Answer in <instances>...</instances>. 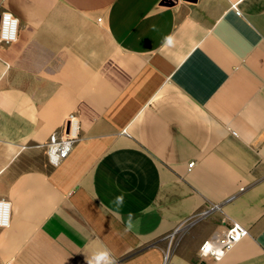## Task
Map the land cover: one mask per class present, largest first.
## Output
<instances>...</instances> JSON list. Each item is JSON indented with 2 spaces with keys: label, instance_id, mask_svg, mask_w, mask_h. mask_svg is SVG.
I'll return each mask as SVG.
<instances>
[{
  "label": "crops",
  "instance_id": "0c3cea01",
  "mask_svg": "<svg viewBox=\"0 0 264 264\" xmlns=\"http://www.w3.org/2000/svg\"><path fill=\"white\" fill-rule=\"evenodd\" d=\"M166 1L0 0V264H264V0ZM231 221L250 234L202 255Z\"/></svg>",
  "mask_w": 264,
  "mask_h": 264
},
{
  "label": "built area",
  "instance_id": "2783aa9c",
  "mask_svg": "<svg viewBox=\"0 0 264 264\" xmlns=\"http://www.w3.org/2000/svg\"><path fill=\"white\" fill-rule=\"evenodd\" d=\"M238 13H240L236 4L233 5ZM19 18L9 11L0 13V43H12L17 41L19 35ZM81 119L78 111H71L59 130L51 133L49 140L44 145L51 162L59 165L67 159L72 153L76 143L80 140ZM124 133H128L126 129ZM194 161L189 163L192 168ZM9 201L0 199V226H8L10 224V205ZM219 208V205H215ZM210 209L202 213L206 215ZM186 226V222L179 225L171 234L174 237L179 231ZM250 234L249 229L240 222L231 221L225 230L221 233L216 232L212 237L204 241L200 246L202 255H212L216 260H220L231 247L239 243L244 237ZM6 264H14L12 261Z\"/></svg>",
  "mask_w": 264,
  "mask_h": 264
},
{
  "label": "clouds",
  "instance_id": "9594fccd",
  "mask_svg": "<svg viewBox=\"0 0 264 264\" xmlns=\"http://www.w3.org/2000/svg\"><path fill=\"white\" fill-rule=\"evenodd\" d=\"M173 43V38L168 36L165 38V44L171 45ZM117 204L123 203V197L116 198ZM87 264H115V260L112 258L110 252L107 249L98 251L91 259H87Z\"/></svg>",
  "mask_w": 264,
  "mask_h": 264
},
{
  "label": "rangeland",
  "instance_id": "374dc122",
  "mask_svg": "<svg viewBox=\"0 0 264 264\" xmlns=\"http://www.w3.org/2000/svg\"><path fill=\"white\" fill-rule=\"evenodd\" d=\"M78 113H79V112H78ZM79 115H80V114H79ZM184 227H185V226H183V228H184ZM183 228H182V230H183ZM184 229H185V228H184ZM182 230L179 231V233H178L179 236L182 234V233H181ZM178 234H177V235H178ZM177 239H179L178 236H176V238L174 239V242H173L174 244L176 243ZM172 241H173V240H172ZM170 242H171V241H170ZM173 243H172V244H173Z\"/></svg>",
  "mask_w": 264,
  "mask_h": 264
},
{
  "label": "water",
  "instance_id": "95a60500",
  "mask_svg": "<svg viewBox=\"0 0 264 264\" xmlns=\"http://www.w3.org/2000/svg\"><path fill=\"white\" fill-rule=\"evenodd\" d=\"M166 2H167V3H168V2H173V0H168V1H166Z\"/></svg>",
  "mask_w": 264,
  "mask_h": 264
}]
</instances>
